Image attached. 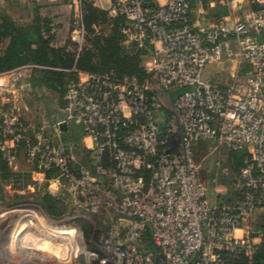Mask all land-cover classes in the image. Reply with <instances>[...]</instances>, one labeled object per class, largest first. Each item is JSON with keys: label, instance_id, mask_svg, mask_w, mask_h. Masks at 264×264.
Instances as JSON below:
<instances>
[{"label": "built area", "instance_id": "1", "mask_svg": "<svg viewBox=\"0 0 264 264\" xmlns=\"http://www.w3.org/2000/svg\"><path fill=\"white\" fill-rule=\"evenodd\" d=\"M77 2L122 20L125 44L150 53L154 91L168 93L169 115L163 119L160 97L137 76L112 70L72 79L58 121L66 125L58 128L80 127L90 151L109 155L115 166L98 168L99 181L74 164L70 147L54 146L20 122L15 100L33 90L34 73L44 69L27 64L0 72V154L13 164L26 148L37 175L83 198L92 215L110 214L105 238L86 252L89 261L252 264L256 242L244 227L264 205V0H251L254 10L234 23L206 26L192 18V0ZM77 26L82 44L83 16ZM226 62L236 67L229 84L205 77ZM204 141L247 154L232 201H209L194 159ZM110 188L118 193L110 196Z\"/></svg>", "mask_w": 264, "mask_h": 264}, {"label": "rangeland", "instance_id": "2", "mask_svg": "<svg viewBox=\"0 0 264 264\" xmlns=\"http://www.w3.org/2000/svg\"><path fill=\"white\" fill-rule=\"evenodd\" d=\"M38 4V0H0V20L11 19L16 28L23 29L28 38L35 41L36 21L40 17L51 29V43L55 48L66 49L76 62L89 56L91 64L100 67L98 44L103 46L115 36L116 21L108 15L100 16L89 29L86 22L88 7L85 4L79 5L77 0H55L46 5ZM81 16L84 34L82 44H79L74 37L79 29L77 23ZM9 44V37L3 39L0 52L5 51ZM120 48L126 55L138 52L136 47L125 44L124 40L120 42ZM141 60L147 73L144 82L151 93L160 97L165 119L172 107L170 97L165 91H154L150 53L143 52ZM232 66L229 62L222 65L224 85L231 82ZM45 69L47 68L35 72L33 90L18 97L15 107L24 126L43 133L55 146L60 143L55 136L56 127L66 125L57 120L64 106L63 99L60 98L63 80L56 77L51 81V77L44 73ZM245 71L247 67L242 72ZM75 72L76 70L63 72L66 83L64 88ZM80 73L84 76L92 72ZM64 117L60 115L59 119ZM64 129L61 131L64 135L63 143L70 147L71 155L80 157L83 146L85 147V142H81L82 129H69L67 126ZM242 155L239 153L232 156L225 148L216 149L206 141L196 147L194 159L201 166L202 180L209 186L210 199L214 202L237 198L233 182L237 179L239 158ZM9 166L15 173L9 178L5 177L0 168V264H102V258L89 261L86 252L93 251L95 244H100L105 238L106 233L100 236L99 233L103 232L105 226L113 223L110 214L105 211L99 216L92 215L83 198L68 190L57 194L56 183L51 184L53 194L50 193V183L34 176V167L28 160L26 148L20 150L17 161ZM46 193L55 198L48 200L53 210L51 213L44 207ZM116 193V188L108 191L110 196ZM106 201L109 202V198ZM244 228L250 229L256 246L264 245V206L249 216ZM242 233L243 231H239L238 235L241 236Z\"/></svg>", "mask_w": 264, "mask_h": 264}, {"label": "trees", "instance_id": "3", "mask_svg": "<svg viewBox=\"0 0 264 264\" xmlns=\"http://www.w3.org/2000/svg\"><path fill=\"white\" fill-rule=\"evenodd\" d=\"M85 5L86 8L88 7L87 11H89L86 17L87 27L89 29L100 16L106 17L108 15L106 11L99 10L90 3H86ZM115 21L117 24V32L115 36L107 40L106 44L103 46L98 44L101 61L100 67H98L91 64V58L89 56L76 62L74 56L67 52L66 49L55 48L51 43V29L45 25V22L41 20L40 17H38L36 21L35 41L30 40L27 36L28 34H26L23 29L16 28L11 19H1L0 44L2 40L7 37L10 38V44L5 51L0 52V72L9 71L27 64H35L47 68L44 73L51 77V81H54L56 77L63 80V90L60 93V98L63 99V102L69 81L72 79H78L79 72L105 73L113 70L121 78L125 76H137L140 82L143 83L147 73L141 65V56L143 52L145 53L147 51L137 50L138 52L133 55L124 54L120 48V42L123 41V35L121 33L122 20ZM72 70H76V72L73 73L72 78L69 81L67 80V86L64 88L66 83L64 81L65 74L63 72ZM239 153H242L243 155L239 158V169H237L238 175L244 167V159L247 154L244 152L230 153L232 156ZM100 163L104 168L115 166V163L111 160L108 154H104L101 157ZM0 168L2 172L4 171L6 178L14 176L15 174L11 170L9 163L1 154ZM52 176L53 175L49 173L47 179H51ZM95 176L96 179L102 181V178L96 173ZM49 199L55 200L52 195L46 193L44 207L51 213L53 210H51V206L48 203ZM263 206L264 205L259 206L256 209L262 208ZM104 228L103 232L99 233V236L107 232L108 226H105ZM99 236L98 239H100ZM147 242L150 247H153L151 236L147 237ZM244 260L245 259L240 261V263L244 262ZM250 262L252 264H263L264 245L256 246L254 248ZM95 264L99 263L97 262Z\"/></svg>", "mask_w": 264, "mask_h": 264}, {"label": "crops", "instance_id": "4", "mask_svg": "<svg viewBox=\"0 0 264 264\" xmlns=\"http://www.w3.org/2000/svg\"><path fill=\"white\" fill-rule=\"evenodd\" d=\"M54 1L55 0H38L39 2L38 5L39 6L44 4L46 5L49 3H53ZM253 10L254 7L251 4V0H192V18L195 21H198L202 26L215 24L218 22H225L231 24L242 19L246 14L251 13ZM222 70H223L222 66H212L206 71L205 76H207L208 79L212 81L224 85L222 78L223 76L221 75ZM233 71H234V67L232 66L231 75L233 74ZM79 76H83V74L79 72L78 77ZM60 115L62 116L63 113L61 112L60 114H58L57 119L59 118ZM55 132H56L55 136L58 139V141L63 142L62 136L64 135L63 133H61V131H59L58 127H56ZM83 142H85V147L83 146V152L81 153V156L78 157L79 159L74 155H72L74 160L73 162L77 166L85 167L89 171V173L96 178L95 173L97 174V169L102 167L100 163L101 158L98 157L93 151H90L88 149V147H91V142L89 140ZM91 165L94 167L91 168ZM33 174L35 177H38L39 179L46 181V179L43 178L42 175H37L34 170H33ZM103 179L104 178H102V181ZM50 186L52 187V185ZM63 190L64 189L58 187L57 194L58 193L60 194ZM209 201L211 204L216 203L212 199H210V194H209Z\"/></svg>", "mask_w": 264, "mask_h": 264}, {"label": "water", "instance_id": "5", "mask_svg": "<svg viewBox=\"0 0 264 264\" xmlns=\"http://www.w3.org/2000/svg\"><path fill=\"white\" fill-rule=\"evenodd\" d=\"M63 116H64V114H63ZM63 119H64V118H63ZM63 119H59V118H58L57 120H58V121H62Z\"/></svg>", "mask_w": 264, "mask_h": 264}]
</instances>
